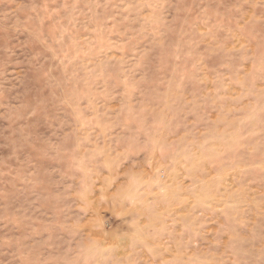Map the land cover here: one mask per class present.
Wrapping results in <instances>:
<instances>
[{
    "label": "clouds",
    "instance_id": "1",
    "mask_svg": "<svg viewBox=\"0 0 264 264\" xmlns=\"http://www.w3.org/2000/svg\"><path fill=\"white\" fill-rule=\"evenodd\" d=\"M0 264H264V0H0Z\"/></svg>",
    "mask_w": 264,
    "mask_h": 264
}]
</instances>
